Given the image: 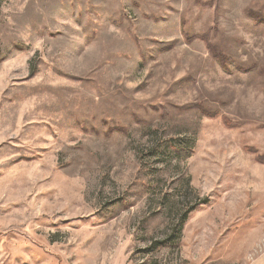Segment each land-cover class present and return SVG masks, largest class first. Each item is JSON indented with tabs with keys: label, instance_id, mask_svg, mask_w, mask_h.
Masks as SVG:
<instances>
[{
	"label": "rangeland",
	"instance_id": "rangeland-1",
	"mask_svg": "<svg viewBox=\"0 0 264 264\" xmlns=\"http://www.w3.org/2000/svg\"><path fill=\"white\" fill-rule=\"evenodd\" d=\"M261 252L264 0H0V264Z\"/></svg>",
	"mask_w": 264,
	"mask_h": 264
},
{
	"label": "crops",
	"instance_id": "crops-1",
	"mask_svg": "<svg viewBox=\"0 0 264 264\" xmlns=\"http://www.w3.org/2000/svg\"><path fill=\"white\" fill-rule=\"evenodd\" d=\"M247 264H264V252L256 255L252 260Z\"/></svg>",
	"mask_w": 264,
	"mask_h": 264
}]
</instances>
